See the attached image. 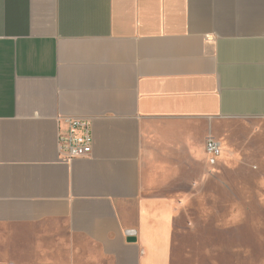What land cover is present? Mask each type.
<instances>
[{"label": "crops", "instance_id": "1", "mask_svg": "<svg viewBox=\"0 0 264 264\" xmlns=\"http://www.w3.org/2000/svg\"><path fill=\"white\" fill-rule=\"evenodd\" d=\"M66 117L89 156L60 157ZM240 159L264 164V0H0V264L217 262L181 242L208 189L222 258L264 264V224L240 222L264 174L204 173Z\"/></svg>", "mask_w": 264, "mask_h": 264}, {"label": "rangeland", "instance_id": "2", "mask_svg": "<svg viewBox=\"0 0 264 264\" xmlns=\"http://www.w3.org/2000/svg\"><path fill=\"white\" fill-rule=\"evenodd\" d=\"M204 166V173L207 174H264V164L261 167H258L257 164L245 163L242 159L239 160V164L235 166H227V164H219V165H211ZM221 184H227L221 183ZM216 191L213 193L212 189H208V191L204 195V199L202 202H199V205L204 208L202 213H199L196 207L195 198L192 201L187 203V212L181 215V218L185 219V231L181 235L182 245L185 246L184 253L192 254L196 253V249H199L201 246V242H212V239H216L218 242V246L216 245L214 248L218 249L219 255H221V259L217 262L213 261V255L203 262L204 264H229L227 259H223L227 257L228 249H229V241H228V211H227V202L226 199H217ZM221 196H226L222 195ZM226 198V197H224ZM262 201L260 202V198H252V206L262 205L264 206V195L261 197ZM243 202V201H242ZM212 207H215L214 210H219L218 212H214ZM264 210V207L262 208ZM196 220H198V229L196 227ZM257 222L259 224H264V212L262 213H251L247 215H241L240 222ZM264 226H262L263 228ZM218 228V229H216ZM216 229V230H215ZM243 232V231H242ZM231 233V232H230ZM199 244V245H197ZM205 248L211 249V247L206 246ZM242 249V248H241ZM183 253V249H182ZM243 251H241V254ZM2 264V263H1Z\"/></svg>", "mask_w": 264, "mask_h": 264}, {"label": "built area", "instance_id": "3", "mask_svg": "<svg viewBox=\"0 0 264 264\" xmlns=\"http://www.w3.org/2000/svg\"><path fill=\"white\" fill-rule=\"evenodd\" d=\"M91 122L81 117H66L64 127L58 132L57 149L60 157L72 160L87 157L92 152ZM205 151L210 164H215L220 154L219 142L212 137L205 141Z\"/></svg>", "mask_w": 264, "mask_h": 264}]
</instances>
